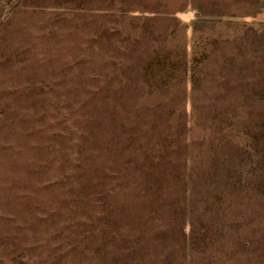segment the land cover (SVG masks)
Returning <instances> with one entry per match:
<instances>
[{
    "label": "rangeland",
    "instance_id": "1",
    "mask_svg": "<svg viewBox=\"0 0 264 264\" xmlns=\"http://www.w3.org/2000/svg\"><path fill=\"white\" fill-rule=\"evenodd\" d=\"M0 264H264V0H0Z\"/></svg>",
    "mask_w": 264,
    "mask_h": 264
}]
</instances>
